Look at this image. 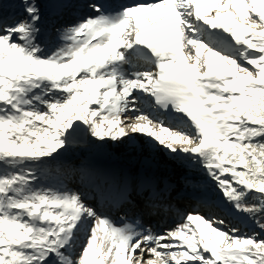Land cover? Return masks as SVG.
Listing matches in <instances>:
<instances>
[{"label":"snow or ice","instance_id":"obj_1","mask_svg":"<svg viewBox=\"0 0 264 264\" xmlns=\"http://www.w3.org/2000/svg\"><path fill=\"white\" fill-rule=\"evenodd\" d=\"M19 4L9 21L0 0V264H264V0L88 2L95 15L44 37L37 0ZM138 135L199 165L259 231L179 212L147 172L80 179L109 209L176 216L163 231L41 184L77 144Z\"/></svg>","mask_w":264,"mask_h":264},{"label":"rangeland","instance_id":"obj_2","mask_svg":"<svg viewBox=\"0 0 264 264\" xmlns=\"http://www.w3.org/2000/svg\"><path fill=\"white\" fill-rule=\"evenodd\" d=\"M139 137V136H138ZM139 139H141L142 142V147L145 146L147 148H149L150 150H154L153 148L150 147L149 144H147L145 142V137L141 136L139 137ZM128 143H118L119 145V150H121V148L125 147ZM94 148L92 149L95 153H94V157L96 158L99 157L100 153L99 150L97 149L98 146L93 145ZM111 146H117V144H113V143H107L106 145H104L105 148L110 149L112 148ZM103 148V147H102ZM65 153V152H64ZM157 155L159 157V159L161 160V163L159 164V166L153 165L154 172H158L157 174H160L158 176V178H162L164 180H166L168 183H170L171 185H174L176 188L180 189L182 187H187V186H194L196 187L198 190L197 192L199 193V195L204 196L203 198H215L216 201L218 203L223 204L224 202V198L222 196V194L216 189L215 184L213 181H211V179L205 174V172L201 169H198L196 167V165H192L189 164L187 161H170L167 160V156L165 155V153L163 152V150L157 151ZM111 154L115 155L114 151H111ZM76 157H78L77 154H75L73 157H69V156H65L64 154L62 156H59V158L55 161V163H62V162H67V161H71L74 160ZM97 163L94 165H91V167L87 168V170H92V168H99V166L105 164V160L101 159V157H99V159H97ZM119 162V161H118ZM127 164H123L121 162H119V164L117 163L116 168H111L110 166L106 167V171L104 174H107L109 176L115 177L117 180H119L122 177H126V176H122L119 173V170L124 169V168H131L132 164L131 161H125ZM165 163H167V165H165ZM124 166V167H123ZM47 168V167H46ZM200 170V171H198ZM47 170H44V174H46ZM131 175V174H130ZM230 215L226 216L225 215V219L227 221H230L232 224H236L241 228V231H247L249 233H251L252 231H259V229H256L255 226L251 225L249 226L246 223V220L243 216L241 215H236L231 211H229ZM228 213V214H229ZM114 222L117 224V226H120L119 224V220L115 219Z\"/></svg>","mask_w":264,"mask_h":264},{"label":"bare ground","instance_id":"obj_3","mask_svg":"<svg viewBox=\"0 0 264 264\" xmlns=\"http://www.w3.org/2000/svg\"><path fill=\"white\" fill-rule=\"evenodd\" d=\"M45 8H46L45 5L40 6L41 19L44 17L43 13L45 11ZM15 10H20V4H19L18 0H4V1L2 0V13L12 12ZM40 28H41V25H40ZM138 136L135 138L134 141L126 142L128 144L124 148L122 147L121 150H119L118 144L115 147L111 146L112 148L110 149V152H109V149L105 148L104 146H103V148L100 147L99 157H101V159L106 161L105 164L102 165L103 170H105L106 167H108V166H110L111 168H116L117 163L118 164H119V162L125 163V161L127 159H129V161H131L132 167L130 169L124 168V169L119 170V173L122 176L123 175L129 176L130 174H131V176H135L138 173L147 172V174L158 177L159 174H157L158 172H154V170H156V169H154L153 165L159 166V164L161 163V160L159 159V157L157 155L158 154L157 151H160V150H152V149L150 150L149 148H147L145 146L142 147L141 139H139V137H141V136H139V137ZM93 144L96 145L95 143H90V145H93ZM78 146H79V144L72 147L71 149H77ZM111 151H114L115 155L111 154ZM99 157H97V155H96L97 159H99ZM166 159L170 160V161H174L172 159H169L168 157ZM78 162H81V161L79 159H74V160H72V162L71 161H67V162L64 161L62 163L58 162V164H60V165L56 166V168L63 166L64 168H62V169H66L65 172H68L69 170H67L66 166H72ZM54 164H57V163L54 162ZM165 165H167V163H165ZM51 166H52V164L47 166L48 168H45V169L48 171V169ZM54 167L55 166H53L52 168H54ZM99 168H101V166H99ZM55 175H58V172H56ZM48 179H50V175L46 172V174L42 175L41 184L42 185H49V182L47 181ZM52 185L58 186L57 184H52ZM76 186H77V184H72V185H69L67 187L71 188V187H76ZM119 224H120V222H119Z\"/></svg>","mask_w":264,"mask_h":264},{"label":"trees","instance_id":"obj_4","mask_svg":"<svg viewBox=\"0 0 264 264\" xmlns=\"http://www.w3.org/2000/svg\"><path fill=\"white\" fill-rule=\"evenodd\" d=\"M197 167L199 168V169H201V170H203L202 168H200V166L199 165H197ZM198 171H200V170H198ZM229 206V205H228ZM230 207V206H229ZM242 216V215H241ZM245 220H246V223L247 224H250V225H253L249 220H247L246 218H245ZM254 226V225H253Z\"/></svg>","mask_w":264,"mask_h":264}]
</instances>
